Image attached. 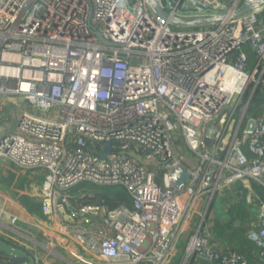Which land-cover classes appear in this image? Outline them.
Returning a JSON list of instances; mask_svg holds the SVG:
<instances>
[{"label":"built area","instance_id":"built-area-1","mask_svg":"<svg viewBox=\"0 0 264 264\" xmlns=\"http://www.w3.org/2000/svg\"><path fill=\"white\" fill-rule=\"evenodd\" d=\"M257 1L162 0L171 17H222L175 29L150 0H0V97L33 109L0 138V157L44 172L42 213L80 221L59 226L64 239L100 264H248L207 228L210 203L198 208L240 182L259 201L249 236L264 258V200L251 185L264 187V107H251L264 96V3L237 14ZM176 169L190 173L180 189ZM87 183L120 187L130 204L111 208ZM13 255L0 250V264Z\"/></svg>","mask_w":264,"mask_h":264},{"label":"crops","instance_id":"crops-1","mask_svg":"<svg viewBox=\"0 0 264 264\" xmlns=\"http://www.w3.org/2000/svg\"><path fill=\"white\" fill-rule=\"evenodd\" d=\"M250 55L254 57L252 51ZM21 104L23 102L17 97H0V138L7 132L14 131L17 125L16 116L13 118V126L11 123L3 124L4 109ZM244 150L247 155L252 156L246 147ZM43 181V171L24 170L0 157V240L16 250L24 251L21 256L30 259L26 264H34L37 257L44 264H83L72 255L73 252L85 253L94 258L96 264H100V256L80 247L69 238L64 239L60 234L59 226L64 222L70 223L73 228L80 226V221L71 216L69 211L64 209V213L59 209L52 219L42 213ZM261 197L264 200V196ZM252 198V193L243 183H236L215 195L211 201L207 196L203 197L198 208L203 209L204 213L210 203L206 226L213 231L221 246L232 247L248 260V264H264L261 246L249 236L256 220L253 211L259 205V201H251ZM199 220L196 214L194 220L188 223L183 240L188 242ZM81 222L88 225L86 220ZM51 242L60 255L48 250ZM199 264L210 263L201 260Z\"/></svg>","mask_w":264,"mask_h":264},{"label":"water","instance_id":"water-1","mask_svg":"<svg viewBox=\"0 0 264 264\" xmlns=\"http://www.w3.org/2000/svg\"><path fill=\"white\" fill-rule=\"evenodd\" d=\"M162 0H150V6L152 10L159 16L161 17L164 21H171V24L173 26H185V27H192L195 28L197 26L205 25L208 24L212 21L220 20L222 19L221 16H215L212 18H207V17H195L193 19H185V18H180L173 16L171 17L170 14L163 8ZM264 3V0H258L257 2L247 5L244 9L239 11L237 14H243L245 12H248L256 7H258L260 4ZM253 121V120H252ZM211 140L209 138H206L204 140V143H210ZM112 148V143H107L106 144V150L104 154L102 155L103 158L106 157V155L111 151ZM190 178V173L187 171L183 170H175L173 174V183L176 189H180L185 181ZM102 199L99 197L98 202L101 203ZM62 211L65 213V210L62 209ZM30 261L29 257L27 256H21V255H13L12 261L9 264H25Z\"/></svg>","mask_w":264,"mask_h":264},{"label":"rangeland","instance_id":"rangeland-1","mask_svg":"<svg viewBox=\"0 0 264 264\" xmlns=\"http://www.w3.org/2000/svg\"><path fill=\"white\" fill-rule=\"evenodd\" d=\"M174 28L175 29H192V27H185V26H174ZM27 107H26V104L23 103L21 105H17L16 107L10 106V107H7L6 109H4V111H3L4 112V116H2L3 117V121H2L3 124L11 123L12 126H13V124H14L13 118L20 111H22L24 109H28V110L33 111V109H31L29 107L27 108ZM36 112H38V111H36ZM38 113H40V112H38ZM236 115H238V111L236 112ZM186 153H187V157L188 158H194V155L190 151H187ZM154 169H155V171L157 172V175H158L157 179H158V181H160L162 170L160 168H158V167H155ZM239 184H240V182H239ZM251 185H252L255 193H259L262 196H264V187L263 186L255 183V182H252ZM83 186L86 187V188H89L92 191L100 193L102 195L112 196V197H115L117 195L118 191L121 190L120 187H101V186H97V185L90 184V183L84 184ZM186 245H187L186 240H183L181 242V244L179 245V249H178L179 250V256H181L183 254ZM0 250L5 251L7 253L15 254V255L24 254V251L14 250L13 247H11L8 243H6V242H4L2 240H0Z\"/></svg>","mask_w":264,"mask_h":264},{"label":"trees","instance_id":"trees-1","mask_svg":"<svg viewBox=\"0 0 264 264\" xmlns=\"http://www.w3.org/2000/svg\"><path fill=\"white\" fill-rule=\"evenodd\" d=\"M251 107L253 109L258 108V107H264V96H261V95L259 97L257 96V98L253 100ZM102 199H103V203L107 204L111 208L116 207L122 203L123 204L124 203L130 204V201H131L130 198L127 196V194L124 191H118L115 199H113L109 196H105ZM89 201H95V198L89 199ZM176 261L178 263L179 258Z\"/></svg>","mask_w":264,"mask_h":264}]
</instances>
